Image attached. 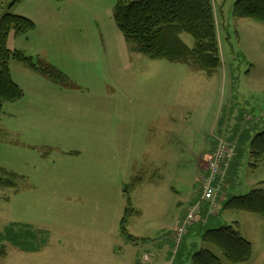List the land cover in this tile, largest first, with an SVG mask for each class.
<instances>
[{"label": "rangeland", "instance_id": "374dc122", "mask_svg": "<svg viewBox=\"0 0 264 264\" xmlns=\"http://www.w3.org/2000/svg\"><path fill=\"white\" fill-rule=\"evenodd\" d=\"M236 1L213 0L222 65L212 77L194 70L183 77L173 69L187 64L153 60L135 51L117 27L116 0L28 4L36 18L29 17L36 23L32 41L26 38L29 34L16 38L12 33L9 47L50 66L56 78L16 60L10 64L24 93L5 103L0 113V177L4 171L17 174V186L0 187V242L6 250L0 264H125L109 259L114 254L107 252L106 244L113 242L114 253L128 264H193V255L202 248L212 249L222 264H233L202 236L214 226L235 222L253 246L250 260L238 264H264V217L225 206L233 196L264 189V162L255 166L250 153L252 139L264 131V23L235 18ZM9 2L0 0L1 13ZM182 37L193 45L190 35ZM128 128L134 134L132 152L125 149L132 139ZM219 140L235 149V159L218 189L213 212L212 203L208 208L209 200L202 199L199 179L204 173L197 160L205 156L209 161L205 154ZM145 148L146 158L139 154ZM124 156L129 161L122 167ZM175 157L183 163L180 175L172 180L179 195L165 205L174 216L180 211L174 202L181 199L183 210L206 208V218H196L181 242L172 231L165 235L137 221L129 226L133 238L118 234L112 240L114 211L126 202L124 188L131 182L130 164L158 167ZM80 167L87 173L82 174ZM149 172L172 173L165 166ZM137 173L144 176L143 170ZM91 176L99 179L92 181ZM78 179L81 190L75 184ZM165 186L160 182L161 190ZM143 189L133 188L131 196L133 201L134 193L138 197L145 211L140 219L145 220L153 210ZM83 196L88 211L101 204L106 209L105 202L116 205L99 217L102 233H96L94 219H81ZM155 203L164 201L156 198ZM208 219L219 224H207ZM153 221L159 223L157 218ZM28 243L35 251L21 250Z\"/></svg>", "mask_w": 264, "mask_h": 264}, {"label": "trees", "instance_id": "16d2710c", "mask_svg": "<svg viewBox=\"0 0 264 264\" xmlns=\"http://www.w3.org/2000/svg\"><path fill=\"white\" fill-rule=\"evenodd\" d=\"M22 1L11 0L6 10L0 13V113L5 103L20 99L24 93L12 76L10 64L13 60L56 78L50 66L37 63L24 51L8 46L12 33L21 36L36 28L31 18L12 11L13 6ZM233 16L264 23V0H237ZM114 18L133 49L153 60L185 63L209 77L214 76L222 65L213 0H116ZM184 33L193 38L192 46L182 37ZM250 153L255 158V166L264 162V131L252 139ZM14 177H17L15 173L4 171L0 187H15ZM139 180L136 178L124 188L126 207L120 220V230L130 238L134 237L129 230L130 219L140 212L134 206L131 190ZM225 206L264 217V189L257 187L245 195L233 196ZM202 238L219 248L233 264L249 261L253 253L252 242L243 236L237 222L208 229ZM5 252L0 242V256ZM193 264H222V260L212 249L202 248L193 255Z\"/></svg>", "mask_w": 264, "mask_h": 264}, {"label": "crops", "instance_id": "0c3cea01", "mask_svg": "<svg viewBox=\"0 0 264 264\" xmlns=\"http://www.w3.org/2000/svg\"><path fill=\"white\" fill-rule=\"evenodd\" d=\"M34 1L35 0H23L22 2H20L18 4H15L13 6V8H12V11L15 12V13H18V14H23V15L26 14V15H28V17H31L34 20H36V18L32 15L31 8L28 5V4H33ZM0 13H1V9H0ZM35 29L34 30H31V31H35ZM31 31H29L30 33L29 32L25 33V34H29L26 37L29 42L32 41V36H33V32L31 33ZM15 37L18 38L20 36H15ZM8 46H9V43H8ZM10 48H12V47L10 46ZM17 49H19V48H17ZM19 50H21V49H19ZM173 70L175 72L181 74L183 77H184V75H187V76L191 75L193 70L194 71H197L193 67H191L190 65H188L187 67H175ZM143 97L145 99H147V101H151L149 97H145V96H143ZM160 119H162V118H160ZM154 121H156V120H154ZM126 132H128V133H130L132 135V139H131L130 144L125 146V149H127L126 152H132V151H134V145H133L134 134H133L132 129H129V128H128V130ZM115 134H116V137H118V136L120 137V133H118V131L115 132ZM221 141H224V140H219L217 143L216 142L213 143L212 144L211 151L208 154H205V155H208V159L209 160H211L212 153L217 149V147H218V145L220 144ZM146 143H147V146L146 147L148 148V144H149L148 143V140L146 141ZM147 148L143 149L142 152L139 153V154H142L143 157L147 156V154H148ZM118 152L120 153L121 151H118ZM204 157L203 158H202V156L198 157L197 163H198V166L200 167V169L202 170V173H204L203 175H206L207 174L208 161H205L204 160ZM118 158H119V156H118ZM123 159H126V160H123V163L124 164L121 165L122 167H124L125 165H127L128 164V161H129L126 156H124ZM234 159H235V156H234V158L232 159L231 162H233ZM204 164H205V166H203ZM99 165L101 166L103 164H101L99 162ZM142 165H143V167L142 168H139V167H136L134 164H130V169L132 171L131 181L135 180L136 178L140 179L137 182V185L135 186V192H137V191L139 192V190L142 191V186L145 187V189H143V193L147 195L148 201L150 203H152V205L150 207L153 210V212L151 213L153 215L148 216L145 220L140 219V218H142V217L145 216V211H144V209H142L138 205V201L139 200H138V197L136 198L135 193H134L133 194L134 195V201H133V203L135 204L134 205L135 208L138 209L140 212H139V214L133 216V217H135L134 219H132L133 217L131 218L132 221L130 219L129 226H130V223L133 224V226H134L136 224L135 222L137 221L138 223H142V227H146V228L148 227V228H150L151 226H155V229H158L159 231L165 232V235L166 234L169 235L168 233H170V231H172V233L175 236L178 227L181 226L183 224V222H184V219L186 217L187 209L189 207H191V206H188L185 210H183L181 208V205H182L183 202H182L181 199H178V201H176V203L174 202V204H179L180 205L179 206L180 211L178 213H176L174 216H172V210L170 209V207H168V205H165V202L167 200H172L173 198H176L174 196L178 194V191L176 190V188L172 184V180L177 179V177L180 175L177 172L182 171V169H183V163L181 162V158H177V157H175V158H168V161H165L164 164L161 163L158 167H157V164H154V165L148 164L146 167H145L144 164H142ZM164 166H165V169H170L172 171V173L170 175L165 176L163 174L150 173L149 172L152 169H155V170L162 169ZM230 167H231V165H228V167L224 169V173H223V176H222V178L224 179V181H225L226 175L228 174V172L230 170ZM138 170H143V173H144V176L143 177H141L140 175H138V173H137ZM79 171L82 172V174L87 173V170L85 168H83V167H80V170ZM146 171L149 172L148 173V176H146L147 175L146 174ZM16 179H17V177H16ZM90 179L92 181H97L99 178L97 176H95V177L94 176H91ZM160 182H166L168 184V186L167 187L165 186V188L163 190H161L160 189ZM75 184L81 190V187L82 186H81V184L79 182V179L75 182ZM15 186H17V185H15ZM67 186L69 187L70 184H67ZM200 188H201V186H200ZM201 191H202V189H201ZM67 198L70 199V196H67ZM72 198H73V196H72ZM156 198L162 199L164 201V203L157 206V204L155 203V199ZM81 201L84 202V204L82 205V206H84V209L82 210L84 212V214L81 216V219H85L86 217L91 218V219H94L95 224L97 225V228H96L97 231H96V233H102L103 232V229H101V225L103 224V221L102 220L98 221V219H99V217L100 218L103 217V215L105 214L104 212L109 213V211L111 209L113 210L114 206H116V205L112 206L109 203L105 202L106 209H103V204H101V205H96L95 209L88 211V210L85 209L89 205L88 199L83 196L82 199H81ZM94 202L100 203L101 201L95 200ZM221 202H222V197H221V194H220L219 203H221ZM121 203H119V204H121ZM188 203L192 204V203H195V202L189 200ZM210 203H211V201H208V203H206V206L208 208H209V206H211ZM122 205L124 207L123 208V211H124L125 210V207H126L125 206L126 205V202H124V200H123V204H121V205H118L117 204L116 210L114 211V219L112 221L113 227H112V232H111V234H112L111 239L112 240L114 239V236H117L118 234L123 235L122 232H121V230H120V220L121 219L120 220L118 219V217L120 215V211L122 209ZM200 206H201V204H200ZM208 214H209V210H208ZM206 216H207V210H206V208L205 209H201L200 208V210H198V212H197V217L196 218H198V220L201 221L204 218H206ZM210 216H212V215H210ZM156 218L159 219V223H157V225H156V222L153 221V219H156ZM147 220H149V221H147ZM217 222L218 221H211V219H208L207 224H214V225L215 224H219ZM82 223L84 224V221H82ZM213 228H217V226H214ZM168 229H172V230H168ZM102 235H104V234H102ZM124 236H126V235H124ZM164 241H165V239L162 242H164ZM170 241H173V240H170ZM180 242L178 244H180ZM114 245H115L114 242L112 244H110V245L106 244V250H107V252L109 253L111 251L114 254L113 257L110 256L109 259H111L112 261H114V263H116L117 261L118 262L121 261V263L128 264L129 261L126 258H124V257H121L120 258L117 254L114 253L115 252V247H113ZM31 246H32L31 243L25 244V245L22 246L24 248H21V250L22 249H26V250H28L30 252L35 251V250H33V249L30 248ZM28 247L30 248V250L27 249ZM5 255H6V253L4 255H2L1 257L5 256ZM109 259L106 260L105 263H107L109 261ZM145 259L146 260H150L149 255L146 254L145 255Z\"/></svg>", "mask_w": 264, "mask_h": 264}, {"label": "built area", "instance_id": "2783aa9c", "mask_svg": "<svg viewBox=\"0 0 264 264\" xmlns=\"http://www.w3.org/2000/svg\"><path fill=\"white\" fill-rule=\"evenodd\" d=\"M235 156V149L228 143L221 141L217 149L212 153L211 160L208 161L207 174L203 175L200 179V186L203 192L202 199L209 200L212 203L211 211L214 209V201L218 193L219 187H222L224 179L222 178L224 169L228 167L230 162ZM218 182H216V180ZM217 183V184H215ZM197 207H191L186 213V217L181 226L177 229V240L180 241L182 235L187 231L188 227L194 223L197 217Z\"/></svg>", "mask_w": 264, "mask_h": 264}]
</instances>
